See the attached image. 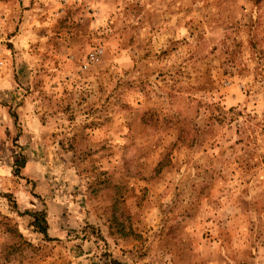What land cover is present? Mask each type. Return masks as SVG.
Here are the masks:
<instances>
[{
	"label": "rangeland",
	"instance_id": "obj_1",
	"mask_svg": "<svg viewBox=\"0 0 264 264\" xmlns=\"http://www.w3.org/2000/svg\"><path fill=\"white\" fill-rule=\"evenodd\" d=\"M0 31V264H264V0H0Z\"/></svg>",
	"mask_w": 264,
	"mask_h": 264
},
{
	"label": "trees",
	"instance_id": "obj_2",
	"mask_svg": "<svg viewBox=\"0 0 264 264\" xmlns=\"http://www.w3.org/2000/svg\"><path fill=\"white\" fill-rule=\"evenodd\" d=\"M15 121H16V117L13 115ZM4 197H7V195H4ZM32 217L34 218V220L37 221V219L41 220V225H39L38 223H34V225L36 227L39 228V232L47 238V225H46V221L44 219V213H39V214H32Z\"/></svg>",
	"mask_w": 264,
	"mask_h": 264
},
{
	"label": "built area",
	"instance_id": "obj_3",
	"mask_svg": "<svg viewBox=\"0 0 264 264\" xmlns=\"http://www.w3.org/2000/svg\"><path fill=\"white\" fill-rule=\"evenodd\" d=\"M6 35L0 31V54L2 53L3 49L5 48V44L7 43Z\"/></svg>",
	"mask_w": 264,
	"mask_h": 264
},
{
	"label": "crops",
	"instance_id": "obj_4",
	"mask_svg": "<svg viewBox=\"0 0 264 264\" xmlns=\"http://www.w3.org/2000/svg\"><path fill=\"white\" fill-rule=\"evenodd\" d=\"M13 40L15 41V43L22 40V34H18L16 36L12 37V39L10 41L13 42Z\"/></svg>",
	"mask_w": 264,
	"mask_h": 264
}]
</instances>
